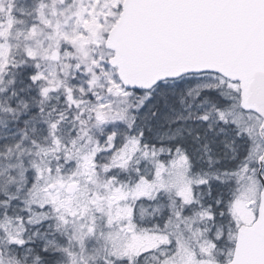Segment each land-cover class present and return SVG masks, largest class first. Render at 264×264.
I'll return each mask as SVG.
<instances>
[{
  "label": "snow or ice",
  "instance_id": "snow-or-ice-1",
  "mask_svg": "<svg viewBox=\"0 0 264 264\" xmlns=\"http://www.w3.org/2000/svg\"><path fill=\"white\" fill-rule=\"evenodd\" d=\"M0 264H264V0H0Z\"/></svg>",
  "mask_w": 264,
  "mask_h": 264
}]
</instances>
